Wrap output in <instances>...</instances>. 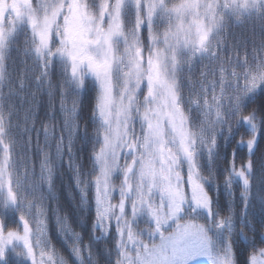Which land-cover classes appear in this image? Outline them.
<instances>
[{"label":"snow or ice","instance_id":"1","mask_svg":"<svg viewBox=\"0 0 264 264\" xmlns=\"http://www.w3.org/2000/svg\"><path fill=\"white\" fill-rule=\"evenodd\" d=\"M256 21L264 28V0H0V264H264L256 238L264 240V224L253 215L264 40L251 58L235 45L226 54L229 29ZM88 77L91 136L81 109ZM238 129L247 139L224 168L222 215L209 185L219 192L221 140L226 146ZM78 143L93 145L90 172ZM240 150L248 155L238 167ZM65 163L69 198L80 210L95 206L87 243L58 202L51 210L67 254L49 228ZM113 229L114 247L97 253Z\"/></svg>","mask_w":264,"mask_h":264},{"label":"trees","instance_id":"2","mask_svg":"<svg viewBox=\"0 0 264 264\" xmlns=\"http://www.w3.org/2000/svg\"><path fill=\"white\" fill-rule=\"evenodd\" d=\"M35 3V0H33ZM227 38V46H226V54L228 56H232V47L233 45L236 46V49L238 52L243 55L245 52L248 53L249 57L251 58L253 47H259L262 40H264V28L261 27L260 23L258 21L256 22H249L244 27H237L233 26L229 29L228 33H226ZM23 40V37H21V42ZM21 59L23 57H17L14 55V60L16 63V67L18 70L23 68V65L20 63ZM53 78L58 79L59 78V70L56 66L53 67ZM88 84V91L82 94L81 98V109H82V127L84 124L89 125V135L91 136L94 132V125L91 124L90 118L91 113L93 110L94 105V99H95V91H94V82L92 79H87ZM260 101H264V91L258 93L257 97L254 98L253 103H258ZM19 103H23V101H20ZM254 105L255 106H258ZM41 109L38 113L39 118L41 120H44L45 123H47V120L45 119V113L47 109V97L41 98ZM58 107V102H57ZM191 121L194 123H199L200 119H202V116H200L195 109L190 113ZM60 122L61 117L59 112L56 113V120H55V126L56 131L59 133L60 129ZM37 130L40 128V124L37 123L36 125ZM139 127L137 125V131ZM33 141H35V132H33ZM241 136H244V129H238L237 134L232 137V139L228 142V144L225 146L223 140H221V147L219 150V156L216 160V172H217V179L218 183L220 185L219 192L216 191V187L214 185H209L210 194L213 195L214 198L218 201V206L220 208L221 214L226 215L227 212L224 211L227 207V204L229 202V194L224 190L223 187V180H224V168L229 164V162L232 160V152L236 149V144L240 141ZM245 140L247 139V136H244ZM41 144H43V137L41 136ZM93 150V145L91 143H84L80 144L78 143L76 145V153L79 157V162L84 165L85 171L90 172L91 171V162L89 160V156ZM264 153V138H261L258 140L257 149H256V157H254L253 163H254V172H253V204L255 206L253 215L255 217V223L257 225V228L261 224H264V207H262V203H264V162L260 160V154ZM247 152L245 150H240L238 152L236 162L237 166H241L243 163L247 162ZM33 159H36L35 156V149L33 148ZM67 160V157H65V161ZM202 165L204 166V174H207V161H202ZM186 171V169H185ZM74 184V181L72 179V173L67 169L66 163L64 165H61L60 170L57 173L56 176V185H57V197L56 201H52L49 204V228H50V235L53 238V243L65 254H67L68 249L66 245L63 243V238L57 233L55 230V218L52 216L51 210L57 207V202L59 203V207L62 209V213L65 215H69L70 222L72 223L73 228L76 231H79L83 237L84 243H87L90 236H91V225L94 223L95 218V206L94 202L91 207H89L86 210H80L76 206V202L71 200L68 195V186ZM241 187L240 183L237 182L236 185H234V190H237L238 195V189ZM73 191L75 192V189L73 188ZM77 201L79 199L78 193L76 194ZM91 198V193H90ZM118 200V193L114 197V201ZM10 219H12L10 217ZM16 222L18 223V216L15 217ZM203 222V221H201ZM239 226V224H238ZM139 227L142 229L145 227L143 221H140ZM114 229L112 233L109 234V236L106 239H102L100 242V247L96 248L95 251L97 253H100L103 251V247L105 244L109 248L114 247ZM251 235V233H250ZM256 238L264 243V240H261L259 237V232L256 234ZM245 246H247L246 242ZM241 259L245 258V253L243 250L240 252ZM13 264H15L16 257H13Z\"/></svg>","mask_w":264,"mask_h":264},{"label":"rangeland","instance_id":"3","mask_svg":"<svg viewBox=\"0 0 264 264\" xmlns=\"http://www.w3.org/2000/svg\"><path fill=\"white\" fill-rule=\"evenodd\" d=\"M88 78L92 79L91 77H88ZM137 133H139V129H138ZM195 264H207V261H206V259L205 260L201 259V260L196 261Z\"/></svg>","mask_w":264,"mask_h":264}]
</instances>
